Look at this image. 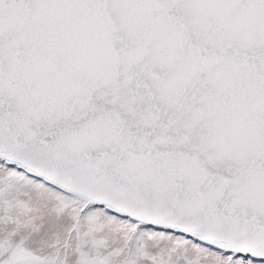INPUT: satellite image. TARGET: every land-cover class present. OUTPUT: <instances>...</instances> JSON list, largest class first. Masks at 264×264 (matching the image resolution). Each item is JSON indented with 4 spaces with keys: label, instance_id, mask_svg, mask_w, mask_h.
<instances>
[{
    "label": "snow or ice",
    "instance_id": "1",
    "mask_svg": "<svg viewBox=\"0 0 264 264\" xmlns=\"http://www.w3.org/2000/svg\"><path fill=\"white\" fill-rule=\"evenodd\" d=\"M0 264H264V0H0Z\"/></svg>",
    "mask_w": 264,
    "mask_h": 264
}]
</instances>
